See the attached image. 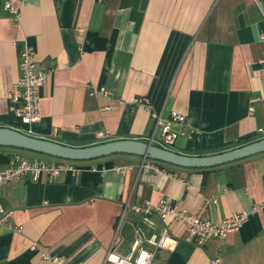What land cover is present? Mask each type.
Listing matches in <instances>:
<instances>
[{
  "label": "crops",
  "instance_id": "obj_1",
  "mask_svg": "<svg viewBox=\"0 0 264 264\" xmlns=\"http://www.w3.org/2000/svg\"><path fill=\"white\" fill-rule=\"evenodd\" d=\"M262 36L264 0H0V127L19 124L9 95L27 43L38 70H55L40 91L32 137L76 148L150 142L162 131L154 115L176 111L186 123L175 126L174 152L242 147L264 139ZM100 88L111 95L92 94ZM142 97L149 106L137 102ZM21 151L0 147V172L15 153L42 160ZM72 164L78 173L0 186V206L22 230L0 228V264H48L30 250L35 242L58 264H112V254L133 261L141 250L156 251L167 228L176 249L157 250L154 264H264V153L211 169L131 155ZM163 200L213 223L234 213L249 219L226 239L196 246L182 222L133 210Z\"/></svg>",
  "mask_w": 264,
  "mask_h": 264
},
{
  "label": "built area",
  "instance_id": "obj_2",
  "mask_svg": "<svg viewBox=\"0 0 264 264\" xmlns=\"http://www.w3.org/2000/svg\"><path fill=\"white\" fill-rule=\"evenodd\" d=\"M5 9L15 20L20 18V9L13 3L6 2ZM261 41L264 43V36L261 37ZM19 69L20 77L9 95V101L10 104L17 105L12 110L14 111L16 122L18 121L21 126H18L17 123L12 128L32 137L33 131L31 127L40 120V91L52 77L55 70H38L36 51L27 43L20 50ZM97 93L104 94L105 96L111 95L104 88L96 89L92 94ZM137 102L146 106L150 104L148 97L139 98ZM154 118L157 120V125L161 127L162 131L160 138H152L150 140L151 143L159 148L174 152V147L179 137L175 126H184L186 116L172 111L167 117L154 115ZM258 133L264 134V130L260 129ZM103 136L101 135V137ZM10 164L8 169L0 172V186L25 176H31L33 181H37L42 175H47L53 179L58 178L62 173L71 172L76 174L79 172L71 162L60 161L57 164H49L43 160L30 161L20 153H15L11 156ZM146 168L159 172L158 169L148 164ZM133 210L138 215H157L167 224L182 222L187 229L189 240L196 246H204L210 240L226 239L230 234L238 232L249 219L246 213H234L227 219L213 223L185 210H180L171 200H163L159 204L146 201L141 205L133 206ZM12 214L13 212L6 211L0 206V228L5 225H10L15 231L20 233L22 231L21 228L13 226L9 222ZM176 245L177 240L170 235V231L167 228L158 242L157 250L174 252ZM30 250L41 256L48 264H58L60 261V257L52 254L48 248L38 242L33 243ZM157 250L153 252L141 250L137 258L133 261L112 254L108 257L107 261L112 264H154ZM212 264H220V259H214Z\"/></svg>",
  "mask_w": 264,
  "mask_h": 264
},
{
  "label": "water",
  "instance_id": "obj_3",
  "mask_svg": "<svg viewBox=\"0 0 264 264\" xmlns=\"http://www.w3.org/2000/svg\"><path fill=\"white\" fill-rule=\"evenodd\" d=\"M0 147L30 151L67 162L93 161L114 155H131L179 168L211 169L264 153V139L215 155L187 156L159 148L151 141L120 140L76 148L31 137L13 128L0 127Z\"/></svg>",
  "mask_w": 264,
  "mask_h": 264
},
{
  "label": "rangeland",
  "instance_id": "obj_4",
  "mask_svg": "<svg viewBox=\"0 0 264 264\" xmlns=\"http://www.w3.org/2000/svg\"><path fill=\"white\" fill-rule=\"evenodd\" d=\"M21 152L24 153L23 150ZM33 154H35V153H33ZM36 155H38V157H40L43 161H46V163H49V164L51 163L50 161H62L60 159H56V158H51V157H48V156L39 155L37 153H36Z\"/></svg>",
  "mask_w": 264,
  "mask_h": 264
},
{
  "label": "trees",
  "instance_id": "obj_5",
  "mask_svg": "<svg viewBox=\"0 0 264 264\" xmlns=\"http://www.w3.org/2000/svg\"><path fill=\"white\" fill-rule=\"evenodd\" d=\"M18 125L21 126V124L19 123ZM252 143V142H250ZM246 143L242 144V145H245ZM24 151V150H23ZM25 152H30V151H25ZM33 153V152H32ZM38 154V153H37ZM153 161V160H152ZM157 162V161H156ZM158 164H162V165H166V166H171V165H168V164H165V163H161V162H157ZM173 167V166H172Z\"/></svg>",
  "mask_w": 264,
  "mask_h": 264
}]
</instances>
